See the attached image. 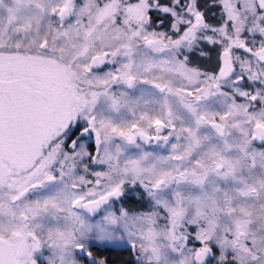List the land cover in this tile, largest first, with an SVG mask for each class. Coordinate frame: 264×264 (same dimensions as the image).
<instances>
[{
	"label": "snow or ice",
	"instance_id": "1",
	"mask_svg": "<svg viewBox=\"0 0 264 264\" xmlns=\"http://www.w3.org/2000/svg\"><path fill=\"white\" fill-rule=\"evenodd\" d=\"M113 250L264 264V0H0V264Z\"/></svg>",
	"mask_w": 264,
	"mask_h": 264
},
{
	"label": "trees",
	"instance_id": "2",
	"mask_svg": "<svg viewBox=\"0 0 264 264\" xmlns=\"http://www.w3.org/2000/svg\"><path fill=\"white\" fill-rule=\"evenodd\" d=\"M123 252H125V254ZM126 253L128 254L127 251H123V250H116V251L113 250L110 252L103 253V255L108 257L109 264H122V261L124 264H130L131 260L130 261L128 260Z\"/></svg>",
	"mask_w": 264,
	"mask_h": 264
},
{
	"label": "rangeland",
	"instance_id": "3",
	"mask_svg": "<svg viewBox=\"0 0 264 264\" xmlns=\"http://www.w3.org/2000/svg\"><path fill=\"white\" fill-rule=\"evenodd\" d=\"M129 203H131V202H129ZM131 204H132V203H131ZM123 253L125 254V252H123ZM126 254H127V253H126ZM126 256L128 257V260L130 261V260H131V257H130L128 254H127ZM126 259H127V258H126ZM122 260H123V259H122ZM125 261H126V260H125ZM122 264H124L123 261H122Z\"/></svg>",
	"mask_w": 264,
	"mask_h": 264
},
{
	"label": "flooded vegetation",
	"instance_id": "4",
	"mask_svg": "<svg viewBox=\"0 0 264 264\" xmlns=\"http://www.w3.org/2000/svg\"><path fill=\"white\" fill-rule=\"evenodd\" d=\"M127 207H133L134 205L131 203L126 204ZM116 251V250H115Z\"/></svg>",
	"mask_w": 264,
	"mask_h": 264
}]
</instances>
